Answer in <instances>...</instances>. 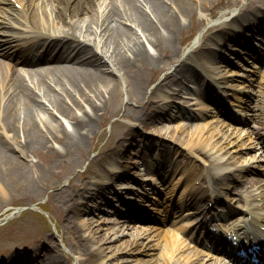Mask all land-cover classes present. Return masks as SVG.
<instances>
[{
	"label": "bare ground",
	"instance_id": "6f19581e",
	"mask_svg": "<svg viewBox=\"0 0 264 264\" xmlns=\"http://www.w3.org/2000/svg\"><path fill=\"white\" fill-rule=\"evenodd\" d=\"M218 1L221 0H197L200 6L207 8ZM260 1L264 2V0H246L236 13L225 10L219 18L228 17L225 20L227 22L222 20V25L208 35L204 43L212 41L221 32H224L225 37L228 38L235 36L238 41L243 38L241 34L244 30L248 34L250 30L256 33L258 25L254 23L250 26L245 25L243 15L258 11L257 3ZM16 2L20 7L13 5L10 0H0V19L2 23L4 22L3 24L0 22V56L3 57L0 60V189L2 191L6 184L30 180L31 185L28 188L39 192L49 181V177L51 184L57 186L55 175L59 176L61 173L50 171L52 166L62 161L66 163L69 150H83L94 139H99L103 134L100 123L111 113L118 114L120 111L123 117L134 120L140 127L144 126L145 130L153 127L158 134L186 146L182 155L176 151L169 152L168 159L175 164V168H179L181 175L186 179L185 182L189 181L192 186H196L195 189H199L198 193H194L195 201L198 196L204 200H214L219 194L213 193L212 189L204 186L206 180L213 181V187L217 189L227 188L230 179L237 176L244 168L240 167L235 171L224 170V167L233 163L231 160L235 158L234 153L226 155L218 163L222 165V170H219L218 174H214L217 172L215 170L210 171V166L196 164V158L204 162L213 157L219 149L224 148L220 144L222 136L217 127L205 124L188 131L183 124L150 126L146 120L151 113L149 105L135 107L130 104L133 101L139 103L152 72L163 69L167 62L173 61L178 56L177 38L183 29L184 18L192 16L196 0H107L102 1L98 8L90 0H16ZM224 2L233 5L239 1L224 0ZM11 21L17 25L5 24L12 23ZM218 25L220 23H215V27ZM26 32L34 34L28 37ZM25 39H32L34 43L43 45L53 52L54 57L72 60L74 65L65 66L55 61L48 68L35 65L34 59H26L19 54L15 62L30 63L31 66L25 68L18 66L12 70L5 59L18 51L13 46ZM26 47L20 48L24 51ZM199 53L202 52L198 51L197 54ZM189 64V61L182 60V63L178 64L171 73H165L160 80L163 82L161 84L170 83L174 73L181 74ZM108 73H114L116 77L109 76ZM233 73L236 72L227 70L221 76L228 77ZM24 77L31 80L29 84L24 82ZM120 84L124 86L127 97V102L123 104L119 101L122 99L118 91ZM175 102L183 103V100L176 98ZM178 114H181V110L178 107L175 110L169 105L165 117L171 119ZM133 124L123 121L113 122L108 144L101 147L99 155L89 161L90 166H96L94 170L96 173H99L103 167L104 157L100 154L106 157L108 155L106 150L112 146L113 141L132 136ZM239 137L240 133L237 134L236 139L241 143ZM232 141H228L229 144ZM233 143L234 146H230H233L234 150L241 145L235 141ZM225 144L229 145L226 142ZM19 157L23 159L20 160ZM60 157L64 159L59 160ZM107 160L112 161L109 157ZM161 160L157 159V162L164 164ZM83 175L85 176L84 172L80 177ZM143 175L145 178H151L146 174ZM72 185L76 189L79 188L78 184ZM81 185L87 195L98 193V188L88 189L83 183ZM79 192L81 194V191ZM76 193L68 192L66 195L67 201L63 209L66 211L68 207L70 210L73 208V217L64 211L66 225L63 223L62 227L69 228V234L65 238L68 245L81 249L83 258L79 263L121 264L128 261L125 256L118 257L116 253L104 252L105 249L101 247L107 248L108 245L104 246L101 243L111 239V236L105 237L104 232L91 228L90 217H76L81 215V208L76 204V199L80 195L74 198ZM257 196L264 204V189L246 194V198L250 200H255ZM162 210L167 216L168 207ZM248 211L252 213L251 210ZM188 213L186 212L185 215ZM185 215H178L176 223L178 220L186 219ZM261 218L264 220V216ZM101 219L103 222L114 223L113 227L120 222L115 217ZM163 222L165 221L162 220ZM165 226L148 225L152 229H159V233H155L157 237L134 230L121 247L113 245L112 252L123 250L129 254L135 252L144 255L135 260L136 264H213V262L207 263L199 253L182 250L184 244L179 246L171 240V238L174 240L176 237H185V242L188 241V236L181 234L184 229L183 224L179 223L176 229ZM236 226L242 228L236 223L227 230L232 231ZM83 230H87L86 236L82 235ZM94 238L96 242H102L96 247H88L87 243ZM189 242L191 247L197 246L193 240ZM202 252L209 253L207 249ZM13 256L10 255V260L2 258L4 260H1L0 264H31L29 256L20 253ZM50 256L48 262L43 260V264L61 263L56 251ZM212 256L216 264H222L221 256Z\"/></svg>",
	"mask_w": 264,
	"mask_h": 264
},
{
	"label": "rangeland",
	"instance_id": "374dc122",
	"mask_svg": "<svg viewBox=\"0 0 264 264\" xmlns=\"http://www.w3.org/2000/svg\"><path fill=\"white\" fill-rule=\"evenodd\" d=\"M239 2L236 4H228L222 1H218V3L214 4L212 7L207 8V7H202L198 4L197 0L195 2V9L193 11L192 16H189L187 18H184L183 20V29L180 31L179 36L177 38L178 41V46L180 49L183 48L184 44H188L190 37L192 34L196 31L203 30L207 28L206 24L213 22H218L219 21V16L224 12L226 9L232 8L233 6L237 7L240 6L242 3L245 2V0H238ZM96 2H99V0H96ZM259 4H261L259 2ZM264 4V3H263ZM229 5V6H228ZM215 18V20H214ZM210 21V22H209ZM205 26V28H204ZM211 26H209L210 28ZM210 30V29H209ZM206 31H204V34H206ZM179 60L173 61L175 64L178 63ZM173 67V64L167 68V71L170 70ZM160 73V72H159ZM159 73H154L152 75L151 81H149V86L152 87L155 85L160 78L161 74ZM109 76L111 75L112 77H116L114 73H108ZM152 82V83H151ZM148 87L145 90V97L141 100V104L146 101V97L149 95L151 92L150 88ZM118 91L120 92V97L122 99H119L120 103L123 104L127 101V97L125 95V89L122 84H120ZM262 95L263 92H262ZM159 99L158 94L152 95L154 100ZM133 105L134 102L132 103ZM260 105L263 107L264 106V99H262V102ZM137 106V105H135ZM123 108V105H122ZM121 108V110H122ZM259 118L257 121L259 122L258 128L264 127V111L260 110L258 112ZM114 121H128V118L122 117L121 116V111L118 114H113L111 113L107 118L104 119L102 123H100V127L103 130V134L99 139L93 140L91 144H88L85 149L79 150V149H71L67 153V161L66 163L59 162L58 164H55L52 166L50 171H56L59 172V176L55 175V179L57 180V186L51 184V178L49 177V181L46 182V185H43L41 187V190L38 191H33L31 188H28L31 185L30 180H21V181H16L17 183H10L6 184L4 186L3 191L0 189V258L4 257L6 258L9 256L11 252L15 251H22L25 249L30 250L32 253L34 250L36 252V259L38 261H41L44 259V262H48V258L50 255H52V252H55L60 256L61 263L60 264H82L81 259L83 258V254L81 253V249L77 248V246L71 245L69 246L68 243L65 241V238L67 237L68 230L69 228H63L62 225L63 223L66 225V222H64L65 214L64 211L65 209V202L67 201V193L68 192H74L76 193L74 195V198L76 195L79 194V191L81 190L80 185L81 183H85L88 185H92L89 181L90 178L88 179V173L82 177H80V174L84 171H86L88 168H90V160L97 156L99 154V151L101 147H104L105 145L108 144V140H110V134H111V128H113V122ZM252 124V125H251ZM253 124L254 122H250V124H245L244 131H250L253 129ZM171 125V124H170ZM190 127H187L188 131L194 130L193 128L195 127L193 123H190ZM194 126V127H193ZM256 125L254 124V127ZM227 127L229 126L224 122L222 124V127L219 128L217 127L219 131L224 133L226 135V138L222 142L225 143V141H228L232 139V136L234 134H230L229 131H227ZM221 129V130H220ZM149 136V141L151 143H162L167 146H170L168 144L167 139L159 137L155 133H146ZM255 136V135H254ZM169 138V137H168ZM165 139V140H163ZM161 140V141H159ZM169 140V139H168ZM246 144L248 146H252V149H250V153H254L257 151V149L254 147V143L249 141H246ZM226 145V144H223ZM176 146L182 149H186V147L179 145L176 142ZM15 152V151H14ZM228 154V153H227ZM227 154H224L221 149H219L214 157L213 161H204L200 158H198V162L200 164L208 165L212 169L214 162H220ZM218 156L220 160H217L216 158ZM251 157V156H250ZM20 160L23 158L19 157ZM64 159L63 157H60L59 160ZM249 160V155L246 156V158H240V160ZM58 160V161H59ZM63 163V164H62ZM214 163V164H216ZM252 165H254V168L256 169L255 171H247L244 173L245 177H255V179L258 180L256 184L253 186H256L258 184H261L264 181H261L260 179L263 178V175H260L258 173L259 166H257L256 161H251ZM260 164V163H258ZM31 167V166H30ZM49 167V166H48ZM47 167V168H48ZM219 167V166H218ZM216 167L213 170L219 169ZM33 170V169H31ZM92 170V169H91ZM90 170V172H91ZM90 174V173H89ZM57 176V177H56ZM236 180V179H235ZM78 184L79 188L76 189L75 186L72 184ZM69 185V186H68ZM251 187V183L247 182V179H239L236 181H231L229 189L235 190L237 193L243 192V190ZM1 188V187H0ZM167 189L166 192H168V187H165ZM228 189V190H229ZM105 192L107 194V189H105ZM77 200V199H76ZM70 202V201H69ZM91 207V211L86 213L91 218V228L96 229V231H101L104 232L105 237L109 235V232L106 228V224H103L100 222V219L102 218L101 215L98 214H103V215H108L109 211H105V208L107 210H110L108 208L110 207H105V206H100L104 208V211L102 209V212L104 213H99L98 208L99 205L96 203H90L89 204ZM101 210V209H100ZM67 213L71 214L73 217V208L70 210V207L66 208ZM95 220V222H94ZM126 224V223H125ZM120 225V224H118ZM125 226V225H124ZM122 228L125 230L124 232H131V229H138L139 231L142 230V227H137L135 228ZM132 226V224H130ZM130 230V231H129ZM83 236L87 235V230L81 231ZM110 237V236H109ZM115 236L113 235L111 239L104 240L103 242H96V239H91L87 243L88 247H96L99 245L101 242V245H108L107 248L101 247L102 249H105L104 252H111V253H116L118 257H124L128 259V261L123 262L121 264H136L135 260L138 258L144 257V255L139 254V253H128L123 250H115L112 252L111 247L113 245H118L122 246L123 242L127 240V238H130L129 236H119L116 239ZM112 240V241H111ZM52 251V252H50ZM124 253V254H123ZM51 257V256H50ZM50 259V258H49ZM58 264V263H56ZM86 264V263H83ZM140 264V263H138Z\"/></svg>",
	"mask_w": 264,
	"mask_h": 264
}]
</instances>
